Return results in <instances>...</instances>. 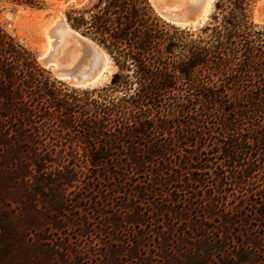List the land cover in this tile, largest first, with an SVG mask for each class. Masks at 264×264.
Here are the masks:
<instances>
[{
	"label": "trees",
	"instance_id": "trees-1",
	"mask_svg": "<svg viewBox=\"0 0 264 264\" xmlns=\"http://www.w3.org/2000/svg\"><path fill=\"white\" fill-rule=\"evenodd\" d=\"M137 3L106 0L111 15L96 28L120 70L98 97L58 84L0 26V264H17L23 255L41 264H57L55 256L60 264H264V222L254 223L264 221V30L252 23L249 0H218L224 14L212 38L176 53ZM188 142L203 148L190 160H173ZM204 171L215 176L213 184L198 176ZM133 175L146 176L133 185V215L124 219L136 227L134 238L109 243L112 233L100 229L108 244L101 254L84 222L77 235L88 241L72 246L77 216L65 219L64 211L101 213V186L91 181L113 179L108 190L123 192ZM186 177L211 199L203 207L218 234L206 230L185 245L161 229L158 250H151L143 207L151 214L191 209ZM228 189L238 191L237 200H226ZM75 192L83 195L74 199ZM238 226L249 231L231 248Z\"/></svg>",
	"mask_w": 264,
	"mask_h": 264
},
{
	"label": "rangeland",
	"instance_id": "rangeland-1",
	"mask_svg": "<svg viewBox=\"0 0 264 264\" xmlns=\"http://www.w3.org/2000/svg\"><path fill=\"white\" fill-rule=\"evenodd\" d=\"M217 1L214 2V8L212 13L210 14L209 19L205 22V24L200 25L195 28H189V27H181L173 22L167 20L163 16H161L156 9L151 4L150 0H138L137 5L140 8H143V6H147L148 14L151 16V19H153L157 23V29H159V33L161 32V35L163 37L171 38L173 42L175 43V52L179 53L180 51H183L184 49L189 50L196 42L199 41V39H202L203 41H206L210 38H212L214 27L221 23L224 12L218 8ZM60 0H39L37 5H28V4H22L18 2L13 1H3L0 2V26L11 36H13L19 43L27 47L36 57L37 62L45 69V71L51 76L52 79H56L58 81V84L62 83L63 87H70L75 88L79 91H94V96L98 97L99 92H103L102 90L104 87H109L111 85L112 79L114 77V74L120 70L119 64L116 62L114 52L111 51L110 47L108 46V42H103L102 34L100 31H97L96 25L97 22L103 21L107 15H111V13H108L105 11L106 7V0H93L92 4L87 8H72V7H63L62 10L65 13V16L67 20L69 21L70 25L77 29L80 33L89 36L96 42H98L101 46H103L107 52L112 57L113 61V69L111 71V74L109 76V79H107L105 82H103L100 85L93 86V87H82L75 84H72L71 82H68L67 80L61 79L59 76H57L51 68H48L47 66L42 65L38 58V50L36 46L31 45L26 41V31L22 36H19L17 31L16 25L12 27L13 31L10 29V24L18 19H21V23L18 24V26L26 27V23L30 21H36L34 23H37L38 20L46 21L49 20L51 15H54L61 9L60 6ZM144 9V8H143ZM249 9H250V19L252 23L255 25V28L264 30V0H249ZM36 11H41L38 14H35ZM18 13L15 20H11V18L8 16V13ZM147 17V16H146ZM112 18H116L115 15L112 16ZM31 19V20H30ZM15 27V28H14ZM33 42H38L40 40V37L36 35V31L33 32ZM37 36V37H36ZM124 73H130L128 69L122 70ZM136 86V83L134 84V87ZM124 90L114 91V96L120 97L123 94ZM132 91V89H131ZM194 138H196L194 136ZM209 138V136H208ZM203 147H197V143L194 142H188V144H184V148H176L175 154L173 155V160L176 162H180V160H190V157L192 154L196 153L198 149L201 150ZM180 149V151H178ZM178 170H181L178 168ZM198 176H201L203 178H206V183L213 184L215 181L214 175L210 173H204L199 172ZM146 180L145 175L136 176L133 175L131 178L126 180V183L122 190L123 192H120L117 187H114V191L108 190V187L114 186L113 183L115 181L112 179L107 178V181L105 178H99L96 177L91 181L92 185L99 184L101 186V193H97L95 196L96 200H98V203L100 208H102L101 213H97L94 211L93 208H89L88 212H85L84 209L78 208L76 206H69V211H64V218H69L71 216H77V220L75 221V226H73V229L69 230L70 237L72 238L73 243L72 246H77V243L84 244L87 243L86 237L78 236L77 234L82 230V224L85 222V224H89V227L91 229V232L94 233L93 236H95V242L98 244L97 251L101 254L105 253L107 250V245L104 244V241L100 239L99 237L104 234V231L102 232L100 229L110 230L112 233L111 238H109V241L106 242L115 243V236H117L116 243L120 242V240L128 241L130 238H134L133 234L135 233L136 227L134 225H131L129 223H125L124 219L128 216L133 215L132 207L135 206L134 197L131 192L133 189V185L138 183L139 181ZM191 181L186 177V182L182 183L184 184L188 190H189V196L193 198L195 204H193V207L191 209H184L182 213L179 215L175 214L173 210L170 209H164L163 213H153L149 212V208L144 206L143 211L146 212V229H152L150 231V234H152L151 240L149 241V247L151 250H158V241L159 238L155 237L158 236V231L161 229L171 230L174 235L173 238L175 240L181 241L186 245V242L191 239L192 236L198 237L199 235H202L206 232V230H214L215 234H218V222H216L212 218L205 217V211H204V202L208 201L210 198H206L205 191H198L191 188ZM88 186V185H87ZM104 189V190H102ZM116 190V191H115ZM130 191V192H129ZM191 191V192H190ZM69 192V191H68ZM233 192L235 195H233ZM176 195H178L177 192H175ZM191 194V195H190ZM223 194L226 196V200L228 202H232L236 199V195H238V191L233 189L224 190ZM72 197L74 199L79 198L83 194L81 192H75L71 193ZM150 196L153 199L155 196L152 193H150ZM214 199L218 198V194L216 192H213L211 195ZM211 200V199H210ZM157 203H161V199L156 198ZM87 201H83L85 203ZM111 202V203H108ZM75 205V204H74ZM104 205V206H102ZM129 205V209H126V206ZM102 206V207H101ZM151 206V205H150ZM176 209H181V204H178L175 206ZM154 209V208H152ZM130 210V211H129ZM83 214V215H81ZM176 215L178 217H176ZM264 222L263 220L260 221H254V223H260ZM43 228L46 230V233L52 232L51 226L47 228V224L44 225ZM148 226H151L150 228ZM160 226V227H158ZM162 226V228H161ZM47 228V229H46ZM243 231V233H238L239 231ZM249 229H246L244 226H238L234 231L232 235V239L228 240V245L232 248V246L237 245L241 242H243L244 236L248 233ZM251 231L255 232V229H251ZM109 236V234H107ZM47 236V235H46ZM77 236V240L76 237ZM137 236V235H136ZM49 237H54L53 235H49ZM137 238V237H136ZM158 238V241L155 239ZM77 242V243H76ZM105 242V243H106ZM184 245V246H185ZM144 250L142 249V252ZM103 257V255H102ZM106 260V258H105ZM42 261V260H40ZM53 262H56L57 264H60L61 261L58 258V256L53 257L51 260ZM74 262V260H73ZM17 264H41L37 261H32L31 259L27 258V256H20L18 260L16 261ZM157 263H160L157 261ZM53 264V263H52ZM81 264H87L86 262H83ZM259 264V263H254Z\"/></svg>",
	"mask_w": 264,
	"mask_h": 264
},
{
	"label": "bare ground",
	"instance_id": "bare-ground-1",
	"mask_svg": "<svg viewBox=\"0 0 264 264\" xmlns=\"http://www.w3.org/2000/svg\"><path fill=\"white\" fill-rule=\"evenodd\" d=\"M93 0H60L61 9L49 20L30 21L26 27L18 26L21 19L13 21L19 36L26 31V41L38 50L37 58L44 66H50L60 78L82 87L102 84L111 74L113 61L107 50L98 42L80 33L67 20L63 7L87 8ZM156 11L181 27L195 28L204 25L214 8L215 0H150ZM38 14L41 11H36ZM18 13H8L15 20ZM31 20V19H30ZM15 28V27H14ZM34 31L40 37L33 42ZM36 36V37H37Z\"/></svg>",
	"mask_w": 264,
	"mask_h": 264
},
{
	"label": "water",
	"instance_id": "water-1",
	"mask_svg": "<svg viewBox=\"0 0 264 264\" xmlns=\"http://www.w3.org/2000/svg\"><path fill=\"white\" fill-rule=\"evenodd\" d=\"M48 68H51L50 66H47ZM62 79V78H61Z\"/></svg>",
	"mask_w": 264,
	"mask_h": 264
}]
</instances>
